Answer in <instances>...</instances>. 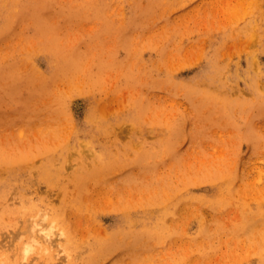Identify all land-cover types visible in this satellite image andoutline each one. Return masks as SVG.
Here are the masks:
<instances>
[{
    "label": "rangeland",
    "instance_id": "1",
    "mask_svg": "<svg viewBox=\"0 0 264 264\" xmlns=\"http://www.w3.org/2000/svg\"><path fill=\"white\" fill-rule=\"evenodd\" d=\"M0 264H264V0H0Z\"/></svg>",
    "mask_w": 264,
    "mask_h": 264
},
{
    "label": "bare ground",
    "instance_id": "2",
    "mask_svg": "<svg viewBox=\"0 0 264 264\" xmlns=\"http://www.w3.org/2000/svg\"><path fill=\"white\" fill-rule=\"evenodd\" d=\"M57 51V50H56ZM60 53H61V51H60ZM59 54V53H58ZM65 56V55H64ZM29 77V76H28ZM33 77V76H32ZM32 77H30L31 78V80H32ZM34 78V77H33ZM62 78V77H61ZM86 170V169H85ZM101 171H98V170H96V171H94L90 176H91V178L90 177H85V176H83L82 178L81 177H79L78 179H80L79 180V182L80 183H82L81 185H78V186H82L84 183H85V181H87V179L89 178L90 180H96V179H98L100 176H101ZM98 176V177H97ZM78 181V180H77ZM77 186V185H76ZM136 212H138V210L136 211ZM127 213V215L128 214H130L131 212L130 211H128V212H126ZM123 215V214H122ZM43 230V229H42ZM48 235L47 236H44L45 238V240H46V242H48L49 241V239L51 238L50 236H52L50 233H47ZM63 234V233H62ZM50 237V238H49ZM107 237V236H106ZM52 240V239H51ZM38 242H40V241H38ZM44 242V241H43ZM49 243V242H48ZM53 242H50V244H52ZM54 244V243H53ZM52 246V245H51ZM50 246V247H51Z\"/></svg>",
    "mask_w": 264,
    "mask_h": 264
}]
</instances>
